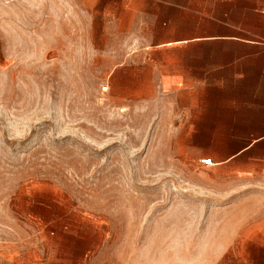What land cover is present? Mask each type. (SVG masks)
I'll return each instance as SVG.
<instances>
[{
	"label": "rangeland",
	"instance_id": "374dc122",
	"mask_svg": "<svg viewBox=\"0 0 264 264\" xmlns=\"http://www.w3.org/2000/svg\"><path fill=\"white\" fill-rule=\"evenodd\" d=\"M120 1L0 0V264H264V138L110 93Z\"/></svg>",
	"mask_w": 264,
	"mask_h": 264
},
{
	"label": "crops",
	"instance_id": "0c3cea01",
	"mask_svg": "<svg viewBox=\"0 0 264 264\" xmlns=\"http://www.w3.org/2000/svg\"><path fill=\"white\" fill-rule=\"evenodd\" d=\"M115 6L149 19L128 39L133 52L108 72L110 93L172 95L174 109L190 111L188 121H248V146L264 138V0H121Z\"/></svg>",
	"mask_w": 264,
	"mask_h": 264
},
{
	"label": "built area",
	"instance_id": "2783aa9c",
	"mask_svg": "<svg viewBox=\"0 0 264 264\" xmlns=\"http://www.w3.org/2000/svg\"><path fill=\"white\" fill-rule=\"evenodd\" d=\"M106 87L103 88V90H105ZM201 163L203 164H210V160L209 159H202Z\"/></svg>",
	"mask_w": 264,
	"mask_h": 264
}]
</instances>
